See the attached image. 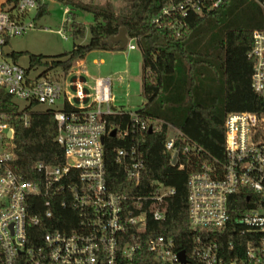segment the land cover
Wrapping results in <instances>:
<instances>
[{"label":"built area","instance_id":"2783aa9c","mask_svg":"<svg viewBox=\"0 0 264 264\" xmlns=\"http://www.w3.org/2000/svg\"><path fill=\"white\" fill-rule=\"evenodd\" d=\"M257 1L264 10V0ZM224 2L169 0L153 22L160 25L168 16V25L180 36L190 13L201 15ZM40 6V0H0V88L18 103L16 115L25 124L30 123L32 111L54 114L55 140L63 147L64 159L58 163L36 161L35 169L42 174L39 180L17 170L12 114L0 110L1 264H264V114L249 109L226 114L224 157L220 159L170 123L118 104L113 82L123 80L126 71L95 76L91 84L92 75L87 67H79L83 64L79 60L66 71L54 63L55 58L43 57L41 62L30 58L27 66L9 58L14 55L6 50L10 37L34 26ZM68 11L66 8L65 13ZM68 27L71 30L72 23ZM69 29L57 31L67 38ZM132 39L129 36L125 47H137ZM247 57L252 60V88L264 94V26L253 30ZM41 104L46 107L36 109ZM116 115L119 123L111 118ZM165 124V150L171 152V163L185 167L179 162L180 152L197 157L188 178L192 231L188 248L149 222L150 218H167V198L176 191L158 178L144 181V139L150 128L160 131ZM113 129L126 140L115 147V158L135 191L122 192L108 182L106 137ZM250 193L252 204L233 219L234 199L250 197ZM36 196L43 199L49 221L54 205L61 203L76 211V225L67 230L49 227L38 235L34 227L44 220L32 212Z\"/></svg>","mask_w":264,"mask_h":264},{"label":"trees","instance_id":"16d2710c","mask_svg":"<svg viewBox=\"0 0 264 264\" xmlns=\"http://www.w3.org/2000/svg\"><path fill=\"white\" fill-rule=\"evenodd\" d=\"M61 1L93 15L89 24V41L75 44L70 51L55 58L54 63L61 64L68 71L76 60L83 59L92 49L119 48L120 42L114 41L112 37L125 26L128 35L136 40L143 54V94L147 101L139 111L150 117L164 118L166 123L173 124L190 141L201 145L207 153L223 159L224 121L229 111L249 109L264 114V94H259L252 88V60L247 57V51L253 44V30L264 26V10L257 0H226L201 15L192 12L186 17L187 23L180 36L168 25V16L161 19L160 25L153 22V17L169 0H134L131 11L122 14L116 13L109 6ZM40 2L37 17L49 11L48 4L42 0ZM252 2L258 8L253 7ZM240 8L245 10L249 25L239 24L233 19L234 12ZM73 16L71 34L74 37H84L86 23L76 19L77 13ZM219 24L222 25L219 38L212 34L209 36L210 31ZM202 31L209 32L201 35ZM202 49L210 57L208 73L213 75L211 81L217 80L219 75L222 78L219 89L211 86L205 94H201L199 84L192 76L194 66L200 61L194 54L200 53ZM20 54L17 52L14 55ZM30 58L33 62H41L43 55L30 53ZM187 62H191L190 72L187 71ZM219 94L223 95L221 107L215 103ZM18 107L10 94L0 88V110L12 114L11 121L15 129L13 165L30 178L39 180L42 174L35 169L36 161L58 163L64 159L63 147L55 140L57 121L51 111L35 110L31 112L30 123L25 124L16 115ZM127 117L126 114L122 119ZM111 118L116 123L121 121L117 115ZM166 137L165 124L160 131L148 132L143 142L146 154L144 181L158 178L176 188L175 193L167 198V218L162 221L150 218L149 222L150 225L159 226V232L172 234L181 247L188 248L192 237L188 220V178L197 157L193 153L180 152L179 162H184L185 167L172 164L171 152L165 150ZM125 143L126 140L117 135L108 134L106 137L108 182L114 189L122 192L135 191L130 188L132 181L124 167L115 158V147ZM178 144L182 146L180 140ZM33 200L32 212L39 213L44 220L43 225L34 227V232L38 235L49 227L67 230L76 225L77 215L72 208L57 203L54 205L52 221H49L50 218L44 215L46 205L43 199L36 196ZM252 200V193L250 197L241 195L235 198L231 207L233 219L249 207ZM228 237L232 238L233 235ZM1 257L0 250V259Z\"/></svg>","mask_w":264,"mask_h":264},{"label":"rangeland","instance_id":"374dc122","mask_svg":"<svg viewBox=\"0 0 264 264\" xmlns=\"http://www.w3.org/2000/svg\"><path fill=\"white\" fill-rule=\"evenodd\" d=\"M48 4L49 11L40 17H37L34 26L27 29L21 35H15L10 37L6 50L12 53L20 52L19 56L13 54L8 55L9 58H16L23 65H29L30 53H36L43 55L44 58L52 59L64 55L70 51L75 44L87 43L90 38L89 24L92 21V13L78 9L74 5L66 4L61 0H43ZM74 2L88 3L99 7H111L116 13H129L131 11L132 3L134 0H72ZM253 7L258 6L252 2ZM69 11L65 13V9ZM77 13V20L86 23L87 29L84 37H74L68 27L69 23H73V15ZM33 14V12H32ZM246 12L243 8L236 10L233 14V19L238 21L239 24L249 25L246 21ZM66 18L68 21L64 22ZM69 29L65 31L68 35L67 38L63 37L57 30L59 28ZM221 27L219 24L217 28L210 31L209 36L214 35L219 38L221 35ZM209 32V31H208ZM208 32L202 31L201 35H205ZM212 34V35H211ZM218 40V39H217ZM216 40V41H217ZM206 50H204L205 52ZM203 52L194 54V57H198L200 61L194 66L192 76L195 77L196 82L199 84V91L201 94L208 92L211 86L219 89L222 78L219 77L213 82L212 74L201 73V70H209V55ZM204 54V55H203ZM206 57V59H204ZM95 59H103L102 62L96 63ZM79 60V59H78ZM75 62H83L80 64V68L87 67L92 75L90 79L91 84L94 83V77L98 75H116V73L122 71L125 73L123 80H114L113 92L115 94V101L118 104H125L129 109H140L146 103V98L143 94V54L141 48L138 46L134 49L128 47L117 48V49H104L97 48L89 51L84 59H80ZM214 74V72H213ZM215 75V74H214ZM215 77V76H214ZM214 85V86H213ZM201 87V88H200ZM212 91V90H209ZM215 102L219 107L223 105V95L219 94ZM45 104L38 105L36 109H44ZM162 120L164 118L158 117ZM173 125V124H171ZM174 126V125H173ZM172 128V127H171ZM172 128L170 132H173Z\"/></svg>","mask_w":264,"mask_h":264},{"label":"water","instance_id":"95a60500","mask_svg":"<svg viewBox=\"0 0 264 264\" xmlns=\"http://www.w3.org/2000/svg\"><path fill=\"white\" fill-rule=\"evenodd\" d=\"M112 38H113L114 41H119L120 42V47L121 48L125 47L127 45L128 41H129V35L127 33V28L125 26H122L120 28L119 32L117 34L113 35ZM151 131H152V128L149 129V132H151ZM115 133H116V131H115V129H113L111 131V134L115 135ZM176 159H177V156L175 155L174 158H173V162H176ZM180 255H181V258L183 260L186 259L185 258V250L184 249H182L180 251Z\"/></svg>","mask_w":264,"mask_h":264},{"label":"crops","instance_id":"0c3cea01","mask_svg":"<svg viewBox=\"0 0 264 264\" xmlns=\"http://www.w3.org/2000/svg\"><path fill=\"white\" fill-rule=\"evenodd\" d=\"M132 41L136 43V40H135V39H132ZM136 44H137V43H136ZM119 46H120V44H119ZM137 47H138V45H137ZM137 47H136V48H137ZM119 48H121V47H119ZM116 49H117V48H116ZM83 59H84V58H83ZM102 60H103V59H102ZM190 67H191V62H187V71H188V72H190ZM120 72H122V71H120ZM118 73H119V72H118ZM201 73H203V75H204V73L207 74L208 71H207V70H203V71L201 70ZM146 101H147V100H146Z\"/></svg>","mask_w":264,"mask_h":264}]
</instances>
